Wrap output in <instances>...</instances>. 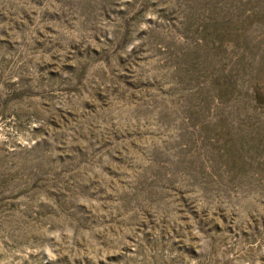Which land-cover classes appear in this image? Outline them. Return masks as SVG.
Listing matches in <instances>:
<instances>
[{
	"label": "rangeland",
	"instance_id": "1",
	"mask_svg": "<svg viewBox=\"0 0 264 264\" xmlns=\"http://www.w3.org/2000/svg\"><path fill=\"white\" fill-rule=\"evenodd\" d=\"M0 264H264V0H0Z\"/></svg>",
	"mask_w": 264,
	"mask_h": 264
}]
</instances>
